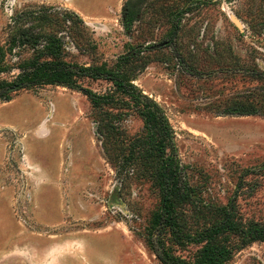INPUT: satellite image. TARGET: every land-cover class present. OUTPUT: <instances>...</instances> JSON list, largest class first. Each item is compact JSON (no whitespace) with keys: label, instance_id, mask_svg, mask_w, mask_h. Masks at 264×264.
I'll list each match as a JSON object with an SVG mask.
<instances>
[{"label":"rangeland","instance_id":"rangeland-1","mask_svg":"<svg viewBox=\"0 0 264 264\" xmlns=\"http://www.w3.org/2000/svg\"><path fill=\"white\" fill-rule=\"evenodd\" d=\"M126 1L0 0V45L17 15L49 8L86 26L45 27L61 31L67 62L112 66L136 53L132 83L164 111L194 194L215 206L233 197L244 221L264 226V0H136L140 16L131 30L122 26ZM186 1L191 9L169 42L170 14ZM82 32L84 49L76 44ZM80 84L100 95L114 89L104 79ZM244 99L260 113L224 112ZM121 109L119 148L127 154L143 123L130 107ZM97 119L86 96L61 86L0 100V264H159L144 240L157 190L131 169L126 178L125 170L117 174ZM197 249L176 254L190 258ZM226 264H264V242Z\"/></svg>","mask_w":264,"mask_h":264},{"label":"trees","instance_id":"trees-1","mask_svg":"<svg viewBox=\"0 0 264 264\" xmlns=\"http://www.w3.org/2000/svg\"><path fill=\"white\" fill-rule=\"evenodd\" d=\"M139 9L136 0L124 3V29H132L140 16ZM190 9L191 4L186 1L170 14L169 42L175 39L183 16ZM12 22L4 44L0 45V76L14 69L17 73L11 80L0 77V100L9 101L16 92L49 85L76 90L87 97L98 116L96 131L103 138L104 155L110 163L118 162L117 174L125 170L126 178L130 171L135 178L150 180L157 190L159 204L144 240L159 264H226L244 247L264 242V226L244 221L233 197L225 205L215 206L194 194L176 156L173 130L164 111L132 83L135 69L128 65L136 53L120 56L112 66L69 63L65 60L61 31L45 27L50 23L66 22L86 32L78 15L40 8L21 12ZM83 32L76 41L81 49L89 43ZM24 51L30 52L27 57H22ZM13 58H16L15 62ZM84 78L108 80L114 89L107 94H97L80 84ZM123 105L133 109L143 123V136L129 146L127 154L119 148L123 140L119 135L118 119ZM224 112L260 113L246 99L232 101ZM114 142L116 147H113ZM189 245L198 246L192 257L176 254L177 250H184Z\"/></svg>","mask_w":264,"mask_h":264}]
</instances>
